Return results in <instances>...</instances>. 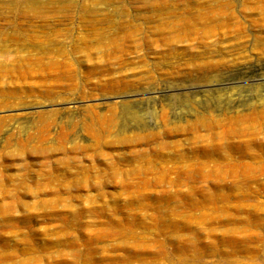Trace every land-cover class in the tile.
<instances>
[{"label":"rangeland","instance_id":"374dc122","mask_svg":"<svg viewBox=\"0 0 264 264\" xmlns=\"http://www.w3.org/2000/svg\"><path fill=\"white\" fill-rule=\"evenodd\" d=\"M0 44V264H264V144L180 128L264 108V0H0Z\"/></svg>","mask_w":264,"mask_h":264},{"label":"bare ground","instance_id":"6f19581e","mask_svg":"<svg viewBox=\"0 0 264 264\" xmlns=\"http://www.w3.org/2000/svg\"><path fill=\"white\" fill-rule=\"evenodd\" d=\"M21 32V31H20ZM17 34V33H16ZM13 35V36H17V35ZM24 33H22L21 35H23ZM19 35V33H18ZM25 35V34H24ZM26 36V35H25ZM24 36V37H25ZM9 37V36H8ZM11 37V36H10ZM12 38V37H11ZM13 39H15L13 37ZM12 39V41H14ZM10 40V39H9ZM4 45V44H3ZM0 47L1 44H0ZM264 51V50H263ZM6 67V65H0V69ZM16 69V67L12 68V69H7L8 71L10 70H14ZM17 70V69H16ZM4 73V72H2ZM245 103H249L247 100H245ZM239 105H243L242 103H239ZM251 106V105H250ZM130 114H132V116H136V113L135 112H131ZM213 109L212 108H207L205 110L204 113H201V115H203L202 119H200L199 121H196L195 123H192V124H187L185 125L184 127H180V128H183L184 131L186 132H189V134L191 133L192 134V139L193 141L196 140V142L194 143V148L196 149V151H200L202 152L201 155H198V158H201V157H205L207 158V160H214L215 162L219 161L218 159L220 158V160H228L229 161V164H226V166L228 167H232V169H235V168H238L240 167L241 165H243L244 161H241V160H238V157L239 156H234L236 153H232V152H236L237 150H243V148H246L249 149L251 146L253 145H257V144H260L261 146V143L264 144V141L261 140L260 138V134H261V131H264V108L261 109L255 105L252 104V106L249 108L248 111H241V110H235L234 113H229V114H222L219 118L217 116L214 117L213 115ZM102 116V115H101ZM118 117V115H117ZM101 119H99V122H100ZM105 120V119H102V121ZM98 121V119H97ZM104 123V122H103ZM105 124H107L109 126V128L111 129V127L114 129L116 128L117 126V122H116V116L114 117V115H112L111 117H107L106 120H105ZM99 125V124H98ZM106 128V127H105ZM118 128V131L121 132V133H124V130H125V127L121 126V127H117ZM178 128V127H177ZM109 129V130H110ZM112 129V130H113ZM179 129V128H178ZM105 130H108V129H105ZM201 130H205V133H201L200 135H198V131H201ZM176 131V127H170V129L167 131V132H174ZM207 131V132H206ZM106 132V131H105ZM190 134V135H191ZM190 138V137H189ZM190 139H188L189 141ZM200 141L202 142V144H198L197 142ZM168 145V144H167ZM191 145V144H190ZM263 146V145H262ZM258 148V147H257ZM252 150H254V148H250L249 151L252 152ZM248 151V150H247ZM177 152V151H176ZM182 152V151H180ZM225 152V154H224ZM255 153V151H253ZM174 153V152H172ZM171 153V154H172ZM185 153V151H184ZM192 153V152H191ZM254 153H251V157L249 156V158L252 160V162L254 161L255 159V156H254ZM258 153V152H257ZM176 154V153H174ZM179 154V153H178ZM188 154H190L188 152ZM187 154V156H188ZM169 155V154H168ZM180 155V154H179ZM196 155V153H195ZM238 155V154H237ZM181 156V155H180ZM183 156V155H182ZM181 156V157H182ZM246 152L244 151V153L239 157L240 159L244 158L245 159L247 158L246 157ZM170 157V156H169ZM184 157V156H183ZM177 158V157H175ZM174 158V159H175ZM187 158V157H186ZM192 157L190 156L189 157V161H190V165L189 164H184V166H180V168L182 169V172H183V169H186L187 170H190L192 168L194 169H201L205 166H208L207 164L205 165L204 163L200 162V160L197 159V161L192 164ZM257 158V157H256ZM217 159V160H215ZM261 159V158H260ZM150 160V159H149ZM202 160V159H201ZM256 160V159H255ZM144 161V160H143ZM147 161V160H145ZM261 161V160H259ZM151 162H153L151 160ZM179 162V161H178ZM184 162V161H183ZM220 162H223V161H220ZM234 162V163H233ZM255 162V161H254ZM148 163V162H147ZM161 162H159L160 164ZM165 163V162H164ZM207 163V162H206ZM247 163V162H246ZM260 163V162H259ZM143 164H146L143 163ZM155 164V163H154ZM153 164V165H154ZM168 164V163H167ZM178 164V163H177ZM214 164V163H213ZM219 164V163H218ZM222 164V163H221ZM221 164L218 165V169L219 167H223ZM257 164V163H255ZM151 165V164H150ZM149 165V166H150ZM153 165L152 168H153ZM217 165V164H216ZM230 165V166H229ZM262 165V164H260ZM146 166V165H145ZM151 166L149 167L150 168V171H151ZM158 166V165H157ZM164 166V165H162ZM175 166V165H174ZM177 166V165H176ZM179 166V164H178ZM177 166V167H178ZM225 166V167H226ZM246 167H251V165H248L246 164L245 165ZM244 166V168H245ZM159 167V166H158ZM165 167H166V164H165ZM170 167V166H169ZM211 168V166H209ZM208 167V169H209ZM228 167H227V170H225L226 168H224V172L227 173V172H230V168L228 170ZM143 168V167H141ZM148 168V166H147ZM168 168V166H167ZM215 169H217L216 167H214ZM242 168V167H241ZM154 169V168H153ZM155 169H157V167H155ZM164 169V167H163ZM179 169V168H177ZM180 169V170H181ZM207 169V170H208ZM213 169V168H212ZM217 169V170H218ZM222 169V168H221ZM256 169V168H254ZM142 170V169H140ZM149 170V169H148ZM169 170V169H168ZM173 170V169H172ZM171 170V171H172ZM200 170V171H201ZM206 170V169H205ZM240 170V169H239ZM248 170V169H247ZM246 170V171H247ZM250 170V169H249ZM257 170V169H256ZM261 170V169H260ZM185 171V170H184ZM198 171V170H197ZM197 172L198 173H200ZM211 172V170H209ZM214 171V169H213ZM219 171V170H218ZM217 171V172H218ZM252 171V170H251ZM259 171V170H258ZM145 172V171H144ZM163 172H166V171H163ZM168 172V171H167ZM182 172H179V173H182ZM220 172V171H219ZM242 172V171H241ZM238 173V174H241ZM244 172V171H243ZM255 172V171H254ZM257 172V171H256ZM261 172V171H260ZM259 172V173H260ZM175 173H178L175 172ZM185 173V172H184ZM206 173V172H204ZM204 173H202V175L205 177ZM209 173V172H207ZM231 173V172H230ZM249 173V172H247ZM246 173V174H247ZM164 174V173H163ZM162 174V176H163ZM196 174V173H195ZM212 174V173H211ZM237 174V175H238ZM245 175V172L242 173L241 175ZM253 174V173H252ZM167 175V174H166ZM177 175V174H176ZM210 175V174H209ZM216 175V174H215ZM222 180L224 179V174L222 172ZM231 175L233 176L234 173L232 172ZM178 176V175H177ZM181 176V175H180ZM189 178L191 177L190 174L188 175ZM219 180L218 181H221L220 180V173H219ZM228 176L229 173H228ZM257 176V175H256ZM184 177V176H182ZM180 177V178H182ZM193 177V175H192ZM212 178V175L210 176ZM214 177V176H213ZM217 177V176H215ZM227 176H225L226 178ZM239 177V176H238ZM233 178V177H232ZM241 176L239 178H234L233 181L234 183L236 181H238V184H239V180H240ZM243 178V176H242ZM248 178V174H247V177ZM178 180V183L180 182L178 178H176ZM202 179V178H201ZM227 180H229L228 178H226ZM255 179V178H254ZM161 180V179H160ZM165 180V178H164ZM163 180V183H165ZM174 180V179H173ZM195 180V179H194ZM205 180V179H204ZM242 180V179H241ZM240 180V181H241ZM159 181V180H158ZM185 181V180H183ZM181 180V182H183ZM226 181V180H225ZM251 181V180H250ZM161 182V181H160ZM170 182L167 180V183ZM176 185V182L175 180L173 181ZM195 182V181H193ZM210 182V181H209ZM208 182V183H209ZM242 182V181H241ZM159 183V182H158ZM171 185L173 184L172 182H170ZM200 183V182H199ZM221 183V182H220ZM233 183V182H232ZM246 183V182H245ZM245 183H244V186H245ZM148 184V183H147ZM180 184V183H179ZM177 184V185H179ZM193 184V183H192ZM237 184V183H236ZM170 185V186H171ZM182 185V184H180ZM186 185V184H185ZM222 185V184H221ZM231 185V184H230ZM233 185V184H232ZM248 185V184H246ZM169 186V185H168ZM174 186V185H173ZM219 186V185H218ZM217 186V187H218ZM223 186H224V183H223ZM234 186V185H233ZM237 186V185H236ZM225 187V186H224ZM242 187V186H241ZM216 188V187H215Z\"/></svg>","mask_w":264,"mask_h":264}]
</instances>
